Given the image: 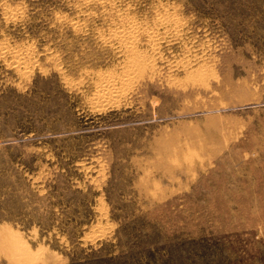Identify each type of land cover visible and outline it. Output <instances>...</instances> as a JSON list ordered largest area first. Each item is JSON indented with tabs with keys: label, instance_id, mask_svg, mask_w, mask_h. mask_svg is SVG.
<instances>
[{
	"label": "rangeland",
	"instance_id": "obj_1",
	"mask_svg": "<svg viewBox=\"0 0 264 264\" xmlns=\"http://www.w3.org/2000/svg\"><path fill=\"white\" fill-rule=\"evenodd\" d=\"M0 264H264V0H0Z\"/></svg>",
	"mask_w": 264,
	"mask_h": 264
}]
</instances>
